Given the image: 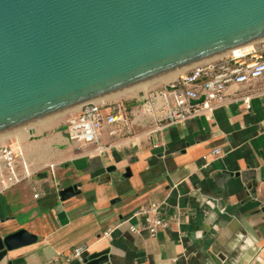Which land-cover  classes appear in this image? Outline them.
I'll return each instance as SVG.
<instances>
[{"label":"crops","instance_id":"crops-1","mask_svg":"<svg viewBox=\"0 0 264 264\" xmlns=\"http://www.w3.org/2000/svg\"><path fill=\"white\" fill-rule=\"evenodd\" d=\"M246 95L250 108L241 99ZM23 126L0 134V143H23L33 172L0 195V232L26 229L37 241L0 264L18 258L24 264H86L89 254L106 249L111 264H215L216 254L224 255L222 264H264V78L230 84L212 111L155 133L106 129L99 140L103 151L71 143L66 126L42 137V124ZM214 148L222 154L206 162L203 155ZM74 184H80L78 193L61 200L59 192ZM151 201L182 213L153 237L133 216ZM82 243L88 251L66 262Z\"/></svg>","mask_w":264,"mask_h":264},{"label":"water","instance_id":"water-1","mask_svg":"<svg viewBox=\"0 0 264 264\" xmlns=\"http://www.w3.org/2000/svg\"><path fill=\"white\" fill-rule=\"evenodd\" d=\"M263 39L264 0H0V133ZM36 241L0 232V262ZM85 262L111 264L109 250Z\"/></svg>","mask_w":264,"mask_h":264},{"label":"built area","instance_id":"built-area-1","mask_svg":"<svg viewBox=\"0 0 264 264\" xmlns=\"http://www.w3.org/2000/svg\"><path fill=\"white\" fill-rule=\"evenodd\" d=\"M233 51V50H232ZM264 78V39L256 50H246L239 55L229 52L226 56L192 67L173 82L149 89L135 102L116 100L113 102L91 101L81 105L78 114L66 121L68 139L73 144H99L100 136L106 129L110 134H131L136 128L148 127L155 133L172 125L182 124L204 111H212L226 98L230 84L253 83ZM203 97L202 101L196 102ZM250 108V96L241 98ZM128 103H132L131 106ZM222 154L221 148L211 149L203 155L208 162ZM33 175L25 155V147L18 139L0 143V195ZM39 196L35 190L34 197ZM133 216L141 220V229L149 236H156L173 220L180 221L182 213H170L163 201H151L139 206ZM130 231L136 232L134 226ZM110 230L104 232L108 237ZM89 249L87 243L75 246L63 259L69 262L80 258Z\"/></svg>","mask_w":264,"mask_h":264},{"label":"bare ground","instance_id":"bare-ground-1","mask_svg":"<svg viewBox=\"0 0 264 264\" xmlns=\"http://www.w3.org/2000/svg\"><path fill=\"white\" fill-rule=\"evenodd\" d=\"M249 49H250V44L246 45V46H243V47H240V48H236V49H234L231 52H235L236 54L239 55L241 52L249 50ZM218 59H220V58H218ZM218 59H215V60H218ZM212 61H214V60H212ZM191 68H189V69H191ZM189 69H186V70H183V71H180V72H177V73H174V74H171V75H168V76H165V77H162V78H159V79H156V80H153V81L141 84V85H138L136 87H133V88H130V89H127V90H124V91H121V92H118V93H115V94H112V95H109V96H106V97H103V98H100V99H97V100H94V101H96V102H100V101H104V100L105 101H111V100L123 98V97H125V96H127L129 94H132V93H136V94L143 93V95H144L149 89L157 87L161 83L173 82L174 80H176L179 76L184 74ZM78 107L79 106L71 108V109H68V110L77 109ZM65 111H67V110H65ZM59 114L60 113H56L55 115H51L50 118H48L49 120H44L43 123H41L42 124L41 127L48 128L49 126H51L52 123L55 121L56 117ZM24 125H27V124H24ZM21 126H23V125H21ZM1 133H3V132H1ZM0 141H1V135H0Z\"/></svg>","mask_w":264,"mask_h":264},{"label":"rangeland","instance_id":"rangeland-1","mask_svg":"<svg viewBox=\"0 0 264 264\" xmlns=\"http://www.w3.org/2000/svg\"><path fill=\"white\" fill-rule=\"evenodd\" d=\"M170 83V82H169ZM169 83H161L159 84L157 87H162V86H165ZM140 94H143V93H139V94H136V93H132V94H129L123 98H119V99H115V100H112L113 101H116V100H122L124 102H135ZM81 106V105H80ZM79 108V107H78ZM77 108V109H78ZM73 110H76V109H73ZM73 110H67V111H63V112H59L60 114L56 117L55 121L52 123L51 126H49L48 128H46L45 131H43V133L38 136V137H42V136H45V135H48L50 133H54V132H57L59 131L60 129H62L64 126H66V121L67 119L73 115L74 113L71 112ZM55 115V114H53ZM51 116V115H50ZM50 116H47V117H44V118H41V119H38V120H35V121H32L30 123H27V126L29 125H36V124H41L43 123L44 120H49L48 118H50ZM27 126H23V127H27ZM17 128H20V126L18 127H15V128H12V129H9V130H6L4 131L5 133L6 132H10L11 130H14V129H17ZM37 138V137H36Z\"/></svg>","mask_w":264,"mask_h":264}]
</instances>
